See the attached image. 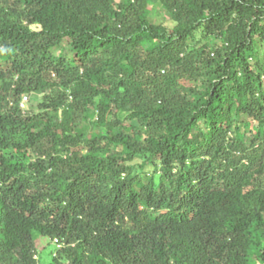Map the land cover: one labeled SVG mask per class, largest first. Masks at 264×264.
Wrapping results in <instances>:
<instances>
[{
    "label": "trees",
    "instance_id": "16d2710c",
    "mask_svg": "<svg viewBox=\"0 0 264 264\" xmlns=\"http://www.w3.org/2000/svg\"><path fill=\"white\" fill-rule=\"evenodd\" d=\"M261 49L264 0H0V264H264Z\"/></svg>",
    "mask_w": 264,
    "mask_h": 264
},
{
    "label": "rangeland",
    "instance_id": "374dc122",
    "mask_svg": "<svg viewBox=\"0 0 264 264\" xmlns=\"http://www.w3.org/2000/svg\"><path fill=\"white\" fill-rule=\"evenodd\" d=\"M152 4L153 5L150 7V20L152 22H155L156 24H162L166 27L172 28L174 26V23L169 19L162 7L156 3ZM30 28L34 31L40 30V27L37 25H33ZM203 36V33H201L200 31L196 33L197 40H201ZM261 54L264 56V49H261ZM23 110H37L36 102L32 101L31 99H28V102L24 105ZM38 246L39 247L36 253L38 264H54L53 259L58 253V250L61 246H59L57 242L50 240L48 241L47 239H39Z\"/></svg>",
    "mask_w": 264,
    "mask_h": 264
},
{
    "label": "clouds",
    "instance_id": "9594fccd",
    "mask_svg": "<svg viewBox=\"0 0 264 264\" xmlns=\"http://www.w3.org/2000/svg\"><path fill=\"white\" fill-rule=\"evenodd\" d=\"M28 102L27 97H23L21 102H20V108L23 109L24 105ZM56 242V241H55Z\"/></svg>",
    "mask_w": 264,
    "mask_h": 264
}]
</instances>
